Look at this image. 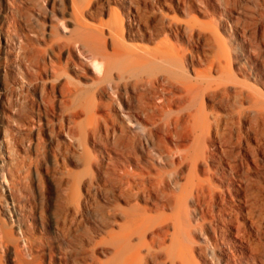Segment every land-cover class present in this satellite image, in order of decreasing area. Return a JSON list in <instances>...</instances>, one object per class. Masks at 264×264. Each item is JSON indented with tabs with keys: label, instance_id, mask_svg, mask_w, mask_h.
<instances>
[{
	"label": "rangeland",
	"instance_id": "1",
	"mask_svg": "<svg viewBox=\"0 0 264 264\" xmlns=\"http://www.w3.org/2000/svg\"><path fill=\"white\" fill-rule=\"evenodd\" d=\"M204 245L264 264V0H0V264H207Z\"/></svg>",
	"mask_w": 264,
	"mask_h": 264
},
{
	"label": "bare ground",
	"instance_id": "2",
	"mask_svg": "<svg viewBox=\"0 0 264 264\" xmlns=\"http://www.w3.org/2000/svg\"><path fill=\"white\" fill-rule=\"evenodd\" d=\"M74 1L75 0H71V4H74ZM73 7V6H72ZM75 16H76V14H75ZM77 17V16H76ZM75 17V18H76ZM57 28H59L60 29V31L61 32H68V30H66V27H65V25H64V23L61 21V20H58L57 22ZM81 24V23H80ZM88 26V25H87ZM87 26H86V28H87ZM82 28V27H81ZM85 28V27H84ZM83 28V29H84ZM85 30V29H84ZM87 31V30H86ZM94 31V30H93ZM74 32V31H73ZM78 32V31H77ZM85 32V31H84ZM95 32V31H94ZM93 32V33H94ZM82 34H83V32H82ZM71 37V36H70ZM84 36H80V38H75V40H73L74 42V44H73V48H75L76 49V52L78 51L79 52V54H82L83 52H81V50H80V48H79V42H81L82 43V45H83V41H86V39L85 38H83ZM86 37V36H85ZM87 40H88V38H87ZM87 42H89V41H87ZM87 42H86V44H87ZM117 42V41H116ZM116 42H114V43H116ZM72 43V42H71ZM100 43V42H99ZM98 44V43H97ZM121 44V43H120ZM90 45V44H89ZM119 45V44H118ZM118 45H117V47H118ZM91 46V45H90ZM90 46H88L89 48H90ZM101 46H104V45H102L101 44ZM82 47V46H81ZM99 47V46H98ZM71 48V47H70ZM72 48V49H73ZM115 48V47H114ZM100 49V48H99ZM119 49H120V54H119V52H117L118 54H119V58H120V56L122 57V58H120L121 59V61H120V65H124V62L126 61V60H128V59H130V60H132L133 62V64L136 66H134V68H137V66L138 67H141V66H143L144 67V65L145 64H147V61L148 60H146V56H144V55H141V53H139V54H133V53H131L130 51H128L124 46H122V45H119ZM119 49H117L118 51H119ZM158 49V48H157ZM89 50H91V49H89ZM98 50V49H97ZM158 51H159V49H158ZM98 52V51H97ZM133 52V51H132ZM147 53V52H146ZM78 54V53H77ZM115 54V53H114ZM145 54V53H144ZM154 53H152V55H153ZM150 55V54H149ZM148 55V56H149ZM158 55V54H157ZM156 55V56H157ZM161 55V54H160ZM114 57V56H113ZM111 58H112V56L111 55H109V54H106V53H103V52H100V53H98L97 55H95V56H93V57H91L90 58V60H89V68H91V70H93V72L94 73H97L98 75H100V77H103V79H105V80H108V77H109V75H110V70L112 69V67H114V66H112L113 65V62L111 61ZM150 58V57H149ZM118 59V58H117ZM163 59V58H162ZM151 60V59H150ZM130 62V61H129ZM159 62V61H158ZM116 63V62H115ZM123 63V64H122ZM131 63V64H132ZM128 64V63H127ZM126 64V65H127ZM156 64V63H155ZM118 65H119V63H118ZM119 65V66H120ZM119 66H117V68L119 67ZM125 66V65H124ZM130 66V65H129ZM147 66V65H146ZM145 66V67H146ZM155 66V65H154ZM116 67V66H115ZM131 68H132V65L130 66ZM148 67V66H147ZM120 68H121V66H120ZM119 68V69H120ZM128 68V67H127ZM126 68V69H127ZM122 69H123V67H122ZM142 69V68H141ZM145 68H143V70H144ZM149 68H147V70H148ZM117 70V69H116ZM131 70V69H130ZM130 70H128V71H130ZM137 70V69H136ZM135 70V71H136ZM147 70H145V71H147ZM126 71V70H125ZM123 72L122 74H124V73H127V72ZM120 73V72H119ZM136 73V72H135ZM119 76V75H118ZM119 78V77H118ZM159 78V77H158ZM155 80V79H154ZM160 80H161V78H160ZM158 81H159V79H158ZM155 82V81H154ZM162 82H163V79H162ZM161 83V82H160ZM162 84H164V83H162ZM161 84V85H162ZM106 88H107V90H108V92L113 96L114 94H115V91H116V88L114 87V85L112 86L111 85V83L110 82H107L106 84ZM160 85V84H159ZM143 95V94H142ZM125 113V112H124ZM122 118H126V115L125 114H122L121 113V115H120ZM126 120H128L127 118H126ZM160 233V232H159ZM165 234L164 235H166V232H164ZM157 235H158V233H156ZM155 238V237H154ZM157 239V238H156ZM155 239V240H156ZM154 240V241H155ZM203 240V239H202ZM161 242V241H160ZM203 242H205V244H207V241H205V240H203ZM162 243V242H161ZM205 246V245H204ZM203 246V247H204ZM202 247V248H203ZM204 255H205V257H206V262H207V264H214V262L217 260V258H216V256L214 255V253H213V251L211 250V249H209L208 248V246H205L204 247ZM202 250V251H203Z\"/></svg>",
	"mask_w": 264,
	"mask_h": 264
}]
</instances>
